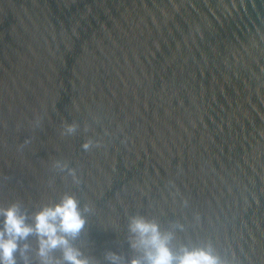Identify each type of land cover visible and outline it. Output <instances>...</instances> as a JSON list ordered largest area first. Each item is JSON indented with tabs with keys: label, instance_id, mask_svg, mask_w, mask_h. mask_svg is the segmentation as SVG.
Returning <instances> with one entry per match:
<instances>
[{
	"label": "water",
	"instance_id": "obj_1",
	"mask_svg": "<svg viewBox=\"0 0 264 264\" xmlns=\"http://www.w3.org/2000/svg\"><path fill=\"white\" fill-rule=\"evenodd\" d=\"M65 195L90 264L143 259L134 217L264 264V0H0V207Z\"/></svg>",
	"mask_w": 264,
	"mask_h": 264
},
{
	"label": "clouds",
	"instance_id": "obj_2",
	"mask_svg": "<svg viewBox=\"0 0 264 264\" xmlns=\"http://www.w3.org/2000/svg\"><path fill=\"white\" fill-rule=\"evenodd\" d=\"M72 130L69 127V131ZM0 217H3L0 264H17L18 241L33 232L39 237V255L44 258V264H50L48 253L56 248L63 249L64 260L69 264H90L70 245L69 237H77L87 222L75 196L65 195L58 203L43 207L35 214L34 225L26 223V217L19 214L17 205L0 207ZM130 231L134 234L133 248L143 253V259H133L131 264H222L210 246H182L179 251H173L170 247L172 233L161 232L159 224L144 217H134Z\"/></svg>",
	"mask_w": 264,
	"mask_h": 264
}]
</instances>
